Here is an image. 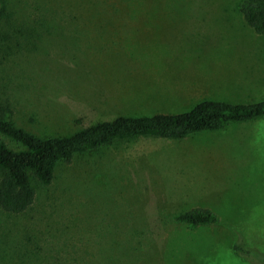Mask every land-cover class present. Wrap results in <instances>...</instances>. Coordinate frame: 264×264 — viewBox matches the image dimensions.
I'll return each instance as SVG.
<instances>
[{
	"label": "rangeland",
	"instance_id": "374dc122",
	"mask_svg": "<svg viewBox=\"0 0 264 264\" xmlns=\"http://www.w3.org/2000/svg\"><path fill=\"white\" fill-rule=\"evenodd\" d=\"M240 1L0 0V108L65 137L203 101L262 102L264 35ZM33 186L24 213L0 208V264H264V116L116 142ZM194 209L218 223L175 221Z\"/></svg>",
	"mask_w": 264,
	"mask_h": 264
},
{
	"label": "trees",
	"instance_id": "16d2710c",
	"mask_svg": "<svg viewBox=\"0 0 264 264\" xmlns=\"http://www.w3.org/2000/svg\"><path fill=\"white\" fill-rule=\"evenodd\" d=\"M238 10L250 28L264 35V0H241ZM7 18L2 6L0 27L3 29L8 27ZM9 114L7 108H0V136L3 137L0 139V208L18 215L35 199L33 183L50 185L56 167L70 163L75 156L93 154L113 143L136 138L181 140L202 132L219 131L230 123L263 117L264 101L252 104L203 101L181 113L119 116L65 137H38L15 126ZM175 221L188 226L218 223L209 211L199 209L179 214Z\"/></svg>",
	"mask_w": 264,
	"mask_h": 264
}]
</instances>
